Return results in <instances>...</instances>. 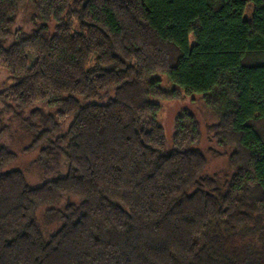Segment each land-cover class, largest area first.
<instances>
[{
  "label": "trees",
  "instance_id": "1",
  "mask_svg": "<svg viewBox=\"0 0 264 264\" xmlns=\"http://www.w3.org/2000/svg\"><path fill=\"white\" fill-rule=\"evenodd\" d=\"M0 66V264H264V0H0Z\"/></svg>",
  "mask_w": 264,
  "mask_h": 264
},
{
  "label": "rangeland",
  "instance_id": "2",
  "mask_svg": "<svg viewBox=\"0 0 264 264\" xmlns=\"http://www.w3.org/2000/svg\"><path fill=\"white\" fill-rule=\"evenodd\" d=\"M31 7L27 2L25 6L21 9L17 16L14 27L22 28L24 30H29L32 28L31 22L29 20L31 15ZM251 12V7H248L245 12V17H249ZM192 42V37L190 38ZM30 61L33 60V56H29ZM8 72L5 68L0 66V90H2L5 85L9 83ZM161 79V84L165 89L170 90L173 86L169 83L165 75H157ZM160 111L158 114V122L164 127L166 136L170 139L173 131V124L176 115L183 109L190 111L198 121L200 138L198 144L195 147L199 148L207 158V172L209 174H214L216 171L221 170L227 166L226 156H216V153L210 151L211 147L216 151L215 143L209 139V133L207 127L211 124L216 123L218 116L216 112L206 107L202 96L199 94L185 95L181 93V96L177 99H166L160 100ZM1 107V104H0ZM17 125L12 126V135L6 138V142L10 144V147L16 154V160L10 166V168H19L24 170L27 180L31 184H40L44 180L50 178V176L45 178H40V174L37 168L32 166L31 162L36 156V151H27L25 149L28 144L27 139L20 138V133L16 131Z\"/></svg>",
  "mask_w": 264,
  "mask_h": 264
}]
</instances>
